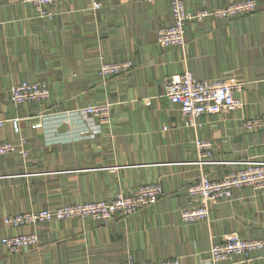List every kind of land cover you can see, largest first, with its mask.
<instances>
[{"label":"crops","instance_id":"0c3cea01","mask_svg":"<svg viewBox=\"0 0 264 264\" xmlns=\"http://www.w3.org/2000/svg\"><path fill=\"white\" fill-rule=\"evenodd\" d=\"M235 1L185 0L192 11ZM54 10L53 19H43L28 2L0 0V117H22L30 148L22 165L19 157L0 156V217L30 208L34 192L21 189V177L46 172L69 173L105 200L147 182L162 184L164 194L107 224L88 218L42 223L35 229L40 242L17 256L1 241L12 229L0 223V264H127L129 254L208 264L211 244L226 233L264 239V189L245 185L229 199L208 201L209 221L180 216L183 207L203 201L188 191L201 174L218 179L244 161L264 160V126L245 127L247 117L264 116V0L240 17L188 21L184 47L157 43L159 28L171 21V0H56ZM102 61L133 66L104 76ZM185 69L199 79L241 82L235 95L245 108L187 125L180 105L164 95L166 79ZM23 81L48 83L52 97L16 106L10 89ZM97 103H109L108 123L82 111ZM3 139H16L11 124L0 128ZM198 139L212 143L206 163H198L204 151ZM232 264H264V248Z\"/></svg>","mask_w":264,"mask_h":264},{"label":"built area","instance_id":"2783aa9c","mask_svg":"<svg viewBox=\"0 0 264 264\" xmlns=\"http://www.w3.org/2000/svg\"><path fill=\"white\" fill-rule=\"evenodd\" d=\"M30 3L37 15L43 19H53L55 16L56 0H23ZM171 21L159 28L157 43L162 46L184 47L186 44V25L188 21L206 17L230 18L240 17L256 10L258 0H239L216 8L203 7L192 11L185 0H171ZM133 66L131 61L108 62L102 61L99 67L104 76L120 74ZM242 83L233 79L214 78L199 79L190 69L169 76L164 84V95L172 102L180 105L186 117L187 125L201 126L199 117L205 114H214L223 111H236L245 108V101L235 95L241 90ZM51 96V90L46 82L23 81L14 84L10 89V100L16 104L41 101ZM83 111L99 123H108L111 119L109 103H97L84 107ZM10 123L17 133L20 143L10 141L0 142V154L19 151L27 154L24 149L25 139L21 136V119L13 117L0 120V125ZM264 126V116L247 117L245 127L249 131ZM199 149H204L198 163L210 161L212 143L207 140L196 141ZM203 157H208L205 159ZM243 167L231 170L218 179L207 174H201L188 186L191 194L199 195L201 203L188 205L180 210L182 220L186 222L209 221L210 209L208 201L226 200L232 197L236 188L245 185L255 189H264V160H247L242 162ZM164 194L162 184L147 182L142 184L134 193L119 192L112 200L80 202L66 205L54 210L34 209L20 215H12L5 222L15 226L43 223L53 219L69 217L95 219L105 224L117 215L128 217L159 201ZM9 256H17L30 250L40 241L35 231L7 234L1 238ZM264 248V239L246 238L237 231L226 233L223 240L213 242L209 249L208 264H232L237 256L241 261L250 260L254 253ZM127 264H181L179 257L163 258L158 260H139L132 254L127 257Z\"/></svg>","mask_w":264,"mask_h":264},{"label":"rangeland","instance_id":"374dc122","mask_svg":"<svg viewBox=\"0 0 264 264\" xmlns=\"http://www.w3.org/2000/svg\"><path fill=\"white\" fill-rule=\"evenodd\" d=\"M47 85L49 86L48 83H47ZM49 88H50V86H49ZM50 90H51V88H50ZM51 97H52V90H51V96L50 97H48L44 100L35 101V102L47 101ZM31 103H33V102L24 103V104L28 105ZM14 104L16 106L23 105V104H16V103H14ZM83 109H82V111H83ZM13 117H19L20 119L22 118L20 115H15V116H11V117H0V120L10 119ZM8 124H10V123L5 122L3 125H0V128H3L5 126H7ZM14 133L16 135L15 140L3 139V140H0V142L10 141V142H13L15 144H19L20 143L19 137L15 131H14ZM21 136L25 139L24 149L26 151L28 150L27 154L23 155L18 150L11 152V153L0 154V156L5 155V156L19 157L20 162H17V163L20 165L24 164L23 161L26 160L27 157L30 155V148H29V143H28L29 140H28L27 135L23 132V129L21 132ZM20 170L22 171L23 168H21ZM42 172H46V171H42ZM24 175H26V174H24ZM21 179H22L21 189H23L26 192L28 191L29 193H31V191L34 192L32 194L33 195L32 196V199H33L32 206L30 208H25L22 211L20 210L18 212H12V213L6 214L2 218L0 217L1 225L3 224L7 229L13 230V231L11 230V232H7L5 235L12 234V233H22V231L20 229L22 227H25V226L26 227L27 226L32 227V229H34V230H31V231H35L38 233V231L35 229L40 224H42L41 222H39V223L15 226V225L8 224L5 222V219L9 216L20 215L26 211L34 210V209H42L43 208V209L54 210V209H57L59 207L66 206V205H72L75 203L87 202V201H99V200H105L106 199V198H100V197L98 198L97 196L92 195V193L89 192V190H88L89 188L84 187V186L80 185L79 183H77L76 181H74L73 177L70 176L69 173L51 174V173L46 172V174H36V175H33L32 177L31 176L21 177ZM114 197H112L109 200H112ZM90 199H92V200H90ZM73 218H78V217H69V218L53 219V220H66V219H73ZM84 219H87V218H84ZM53 220H50L48 222H51ZM43 223H46V222H43ZM27 232H29V231H27Z\"/></svg>","mask_w":264,"mask_h":264}]
</instances>
